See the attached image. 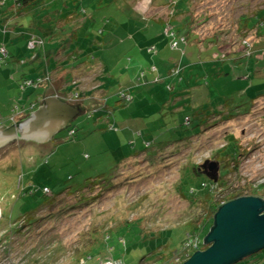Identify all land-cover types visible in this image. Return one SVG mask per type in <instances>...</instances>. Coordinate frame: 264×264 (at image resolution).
<instances>
[{
	"label": "rangeland",
	"instance_id": "1",
	"mask_svg": "<svg viewBox=\"0 0 264 264\" xmlns=\"http://www.w3.org/2000/svg\"><path fill=\"white\" fill-rule=\"evenodd\" d=\"M173 1L187 7V0L155 2ZM103 2L99 6L98 0H70V11L62 13L53 31L43 30L41 17L49 14L47 8L14 22L23 36H42L37 38L52 52L47 54L52 72L63 64L56 63L61 58L54 61L59 50L78 51L89 61L106 58L96 41L107 15L116 20V14H124L127 20L136 11L135 0ZM51 6L56 10L64 4ZM191 7L201 19L193 30L177 31L187 43L175 50L171 40H165L168 54L177 56V74L157 71L149 84V78L137 76L130 88L131 72L118 68L104 76L102 90L111 101L102 109L99 103H82L71 127L50 142L14 140L0 147V264H177L183 244L197 239L202 230L198 225L207 213L206 193L222 204L233 194H252L264 185V34L258 26L239 31L242 17L262 16L264 0H191ZM69 13L77 14L76 21H66ZM5 46L9 50L10 45ZM38 49L29 44L33 52L20 63L35 60ZM12 58L10 53L0 57V71ZM119 61L124 67L127 57L115 63ZM45 73L21 82L12 109L26 102V93L35 97L32 86L43 84L38 80ZM63 76L67 91L73 90L79 77L70 72ZM47 85L39 86L41 94ZM127 91L132 100L121 101ZM230 146H236L237 163L227 156ZM211 163L218 164L217 171L203 168ZM91 182L100 186L90 187L91 199L79 205L81 195L76 192ZM202 182H208L209 189H201ZM44 187L51 195H44ZM60 194L61 199L40 209ZM36 210L33 224L20 227L21 217ZM196 226L197 236H189ZM200 237L204 241L205 236ZM92 248L99 254L96 249L89 253ZM263 263L264 250L236 264Z\"/></svg>",
	"mask_w": 264,
	"mask_h": 264
},
{
	"label": "crops",
	"instance_id": "2",
	"mask_svg": "<svg viewBox=\"0 0 264 264\" xmlns=\"http://www.w3.org/2000/svg\"><path fill=\"white\" fill-rule=\"evenodd\" d=\"M69 1L42 0L29 14L35 13L38 9L47 8L49 14L41 17L45 24L43 30L53 31L59 27L58 22L63 20L60 18L63 15L62 13L70 11H68V9H71L70 7L72 5ZM130 1L131 0H128V3H130ZM155 1L157 0H135V3H133L135 6L133 8L136 13L127 20L122 19L124 14H122V16L116 14V20H114L112 18L114 16L112 14L113 10H111L113 16L107 15L109 18H107L105 29L98 32L102 37L100 40L96 41V44H98L102 50H106V58L103 59L101 52V58L95 57L93 60L89 61L90 58L81 57L78 51H69L62 54L59 50L57 52L58 54L56 53L54 55L56 57L54 61L56 62L57 59L61 58V61H57L56 63L63 62V64L58 65L52 72L50 71L53 67L52 61L47 59V54L51 55L52 52L49 53L47 51L43 39V45L36 44L37 47H39L38 50H40L38 57H36L35 60H31L27 65L20 63L21 58H29L31 52H33L29 50L31 38H42V36L34 33H32L31 37L23 36L24 32H22L19 28L20 26L14 22L21 16L16 14L14 2L8 9L0 10V42L5 41L4 45H10L9 50L11 57H13L12 60L8 61V67L0 71V126H10L25 118L32 105L35 104L37 109L47 97L57 96L72 105L80 106L82 103H88L97 107L99 103V109H102L104 104L107 105L108 102L111 101L106 91L102 90L106 87L104 82V78L106 77L104 76L107 75L110 77L111 73L115 72L118 68H120V72L122 73L126 72L128 74L131 72V75H128L131 79L130 88L133 87L132 82L135 78L137 76L140 78L142 73H144L143 78H149L148 84L154 80L157 71H159L161 75L164 74L166 70L167 73L173 74L172 71L176 70L174 69L173 63L177 60V56L168 54V43L165 41L168 37L164 34V27L167 23L174 25L176 22H181L188 17L184 16V13L182 14L184 8H180L181 6L176 1L170 2L167 5H159ZM7 2H9V0ZM7 2L1 0L0 6H5ZM61 2L64 4L62 9H59V7L56 8V10L49 8L53 3L58 5ZM103 3V0H98L97 4L102 6ZM185 3L187 4L185 10L188 12L190 8L191 11V0H187ZM86 13L84 9L82 14ZM178 13L183 16L180 14L178 16ZM76 18V13H69L66 16V21L74 22ZM94 20L96 21L97 19ZM2 32H4V37H2ZM90 44H93V42L91 41ZM42 53H44L45 56L44 60L42 59ZM122 55L123 57H127V64L124 67H121V61L115 63ZM43 72H46L41 79L44 83L38 86H32L36 89V93L34 94L35 97L32 98L31 93H26V102L23 101V103L18 106V111L12 109L14 102L13 98L20 96L21 90L19 87L21 82L27 78H35L38 75H42ZM69 72L71 74L75 73L76 76L79 77L78 80L74 82L76 85L71 91H67L68 88L65 85V76L62 77V75ZM45 84L49 85L46 86L45 92L41 94L39 92V86H44ZM144 86H147L146 81ZM25 91H27V89H25L24 92ZM91 95H93V98L89 99ZM4 97L7 98L6 103H4ZM15 115L19 116L13 121L12 118L15 117ZM53 139L54 138L50 141Z\"/></svg>",
	"mask_w": 264,
	"mask_h": 264
},
{
	"label": "water",
	"instance_id": "3",
	"mask_svg": "<svg viewBox=\"0 0 264 264\" xmlns=\"http://www.w3.org/2000/svg\"><path fill=\"white\" fill-rule=\"evenodd\" d=\"M81 112L78 105L57 96L47 97L25 118L0 126V147L14 140L48 142L68 129ZM217 166L211 163L209 169L215 172ZM212 175L207 174L216 181ZM204 242L207 248L196 251L182 264H236L263 251L264 199L246 196L222 205Z\"/></svg>",
	"mask_w": 264,
	"mask_h": 264
},
{
	"label": "trees",
	"instance_id": "4",
	"mask_svg": "<svg viewBox=\"0 0 264 264\" xmlns=\"http://www.w3.org/2000/svg\"><path fill=\"white\" fill-rule=\"evenodd\" d=\"M8 1V0H7ZM6 1V2H7ZM42 0H14V4H15V6H14V8L16 9V14L17 15H26V14H29L35 7H37V4L38 3H40ZM186 4V3H185ZM187 5V4H186ZM175 12V11H174ZM191 12V13H190ZM184 13V14H183ZM174 14V13H173ZM179 14L180 13H178L177 15L179 16ZM182 14L184 15V16H187L188 18H185V19H183V21H178L177 23H178V25L176 26L175 24L173 25V24H171V23H167V24H170V25H172V27L174 28V32L178 35V36H180L181 35V33L179 34V32H177V31H180V32H182V31H184V30H186V29H191V30H193L194 29V27H196L197 26V24L200 22V20L199 19H201V17L200 18H198V16H197V14L198 13H196V12H194V10L193 11H190V8H189V11L187 12L185 9H183V12H182ZM182 14H180V15H182ZM182 15V16H183ZM241 20H243V21H241L240 22V24H242L241 25V27L239 28V31H240V34H241V32H243V31H247V32H249L252 28H254L255 26H258V30H260L261 32H263V34H264V24H262V23H260L261 22V20H264V13L262 14V16H260L259 15V13L257 14V16L256 17H254V18H251V17H247V16H244V17H242V19ZM167 24H165V26L167 25ZM246 32V33H247ZM164 34L166 35V33H165V27H164ZM226 34H228V33H226ZM167 36V35H166ZM226 36V35H225ZM170 40H171V46H172V39H171V37H169V36H167ZM182 37H184L183 35H182ZM215 37H217V36H215ZM264 37V36H263ZM185 38V42H184V44H186L187 43V41H188V39L186 38V37H184ZM179 47H180V45H179ZM178 47V48H179ZM9 51V50H8ZM10 53V52H9ZM47 80V79H46ZM48 80H49V77H48ZM121 101H123L122 99H121ZM78 106H80V105H78ZM71 127V126H70ZM69 127V128H70ZM73 130V129H72ZM233 142H234V140H233ZM228 152H230V153H227V156H230V157H232L233 159V161H234V163L236 162H238V161H236L237 159V149H236V146H230V147H228ZM198 171H199V167H198ZM207 177V176H206ZM209 182V181H208ZM96 185H98V186H100V184L99 183H97V182H91L90 183V185L89 186H86V187H84L83 189H81V190H79V191H77L76 193L77 194H79V195H81V197H79V196H77V198H78V200H79V202H80V204L79 205H83V204H85L86 202H88L91 198L89 197V196H87V192H88V190H89V188L90 187H93V186H96ZM201 186V185H200ZM44 188H46V187H44ZM48 188V187H47ZM260 190H262V191H260ZM45 196H48V195H51V190H50V193H48V194H44ZM64 196V194H60V195H58V196H56V197H53V198H50V200H49V202L48 203H46V204H44L43 205V207H41L40 209H42V208H45V207H48L49 206V204H50V206L52 205V202L54 201V200H56L57 198H60L61 199V197H63ZM246 196H254V197H259V198H261V199H264V185L263 186H259V189L258 190H255L254 191V193H252V194H244V193H240V194H237V195H235V194H233L232 196H230V198L229 199H227L224 203H222V204H219L216 200H214V198L213 199H211V197H210V195L209 194H205L204 196H203V198H207L206 200H205V204L208 206V209H207V213H205V215H204V219L202 220V222L198 225V226H202V230L200 231V233L198 234V236L196 235V233L197 232H199V228L196 226L195 228H194V230H193V234L192 235H189V236H197L198 238H200L201 239V237L200 236H207V234L209 233V231H210V229L213 227V224H214V217H215V214L218 212V210L221 208V206L222 205H224L225 203H227V202H229V201H232V200H235V199H237V198H240V197H246ZM78 205V206H79ZM77 206V205H76ZM40 209H38V210H40ZM38 210H36V211H34L33 213H29V214H27L26 216H23V217H21V218H23V224L24 225H21L20 227H22V226H25V224H26V226L28 225V226H30V225H32L33 224V222L31 221V220H33L35 217V214L37 213V211ZM19 231V230H18ZM105 241V240H104ZM105 244V243H104ZM207 248V245L206 244H204L201 248H200V250H205ZM97 250V253L99 254V250H98V248H92V249H90V251H89V253L91 252V251H94V250ZM199 251V250H198ZM194 252H196V251H194ZM193 252V253H194ZM89 253L87 254V257H88V255H89ZM176 254L178 253L177 251L175 252ZM193 253L190 255V257L193 255ZM179 254V253H178ZM180 255V254H179ZM87 259V258H86ZM185 261V260H184ZM165 263V262H164ZM163 263V264H164ZM179 264V263H178Z\"/></svg>",
	"mask_w": 264,
	"mask_h": 264
},
{
	"label": "built area",
	"instance_id": "5",
	"mask_svg": "<svg viewBox=\"0 0 264 264\" xmlns=\"http://www.w3.org/2000/svg\"><path fill=\"white\" fill-rule=\"evenodd\" d=\"M3 2H6L7 0H2ZM165 33L167 36L171 37L172 39V49H177L179 47V45L181 43H184L186 40L184 37H179L175 32H174V28L172 27V25L170 24H167L165 26ZM43 41L42 39H37L35 37H32L31 40H30V45L33 46V47H37L36 44H42ZM9 56V51H8V48L3 44V45H0V57L1 59H6L7 57ZM173 74H176L177 73V70H173L172 71ZM144 73L141 74V76H143ZM41 79L38 80V82H40ZM120 99H122L123 101H127V102H130L132 100V96H131V93L130 91H127V92H123L121 93L120 95ZM19 107H17L15 109V111H18ZM31 111L35 110L36 109V105H32L31 106ZM30 111V112H31ZM28 114V113H27ZM19 116V115H18ZM15 115V117L12 118V120L14 121L16 117H18ZM186 122L187 124L190 122V119L187 118L186 119ZM70 134L71 135H75L76 134V130H71L70 131ZM209 183L208 182H202L201 183V186L200 188L201 189H209ZM43 193L44 194H48L50 193V189L49 188H44L43 189ZM205 244V242L198 238H189L184 244H183V250H182V254H180L177 258H176V263L178 264H182L183 262H185L189 257L190 255L194 252V251H198L200 250V247L203 246ZM185 260V261H184ZM100 264H103L100 262ZM104 264H122L120 262H108V263H104Z\"/></svg>",
	"mask_w": 264,
	"mask_h": 264
},
{
	"label": "flooded vegetation",
	"instance_id": "6",
	"mask_svg": "<svg viewBox=\"0 0 264 264\" xmlns=\"http://www.w3.org/2000/svg\"><path fill=\"white\" fill-rule=\"evenodd\" d=\"M209 168V164L206 165L205 169ZM206 173L208 174V172L206 171Z\"/></svg>",
	"mask_w": 264,
	"mask_h": 264
}]
</instances>
